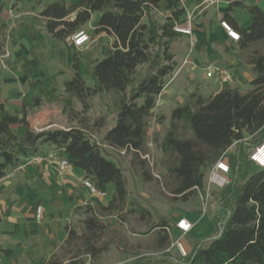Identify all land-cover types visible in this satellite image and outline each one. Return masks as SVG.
I'll use <instances>...</instances> for the list:
<instances>
[{
    "label": "trees",
    "instance_id": "16d2710c",
    "mask_svg": "<svg viewBox=\"0 0 264 264\" xmlns=\"http://www.w3.org/2000/svg\"><path fill=\"white\" fill-rule=\"evenodd\" d=\"M2 7L0 0V10ZM235 7L252 15L248 27H240L232 17ZM183 12L180 0H77L68 7L49 4L39 13L55 40L64 39L68 29L84 26L94 13L99 19L92 32L113 37L100 59L86 63L79 53H73L74 73L61 93L43 80H35L37 93L32 105L59 99L68 121L66 128L33 131L27 128L24 115L10 114L0 104V179L8 168L17 166L24 168L25 175H41L45 161L26 163L41 153L40 145L47 144L61 152L71 167L81 169L84 179L96 189L106 191L108 184L114 187L107 204L86 202L75 207L74 211L84 215L80 230L65 225L64 242L45 264H85L87 259H98L116 243L108 235L114 230L103 218L121 219L124 214L147 220L149 228L156 230V248L163 250L160 256H140L130 264H161L169 257L164 250L170 243V219L159 215L152 220L153 213L130 195L123 168L103 145L124 149L132 175L143 182L153 180L149 162L143 157L149 153L148 123L158 95L178 67L172 45L183 36L174 30L175 24L183 23ZM221 19L239 34L235 41L238 60L228 67L235 79L246 82L250 89L242 92L222 83L207 98L191 91L171 108L162 134L155 133L152 140L161 153L162 182L172 199L182 202L204 191V169L226 157V150L236 145V152L226 157L230 181L220 188L218 207L210 218L217 234L196 240L178 264H264V168L249 172L241 159L243 148L264 140V10L253 3L230 0ZM3 52L4 42L0 41V54ZM245 68L251 72L250 80L242 77ZM85 75L91 78V85L86 84ZM106 94L114 96L115 123L97 142L94 134L107 125V117L104 114L91 120L85 112L89 99ZM74 102L80 109L73 107ZM12 125L23 126V134L17 135ZM246 160L250 162L248 154Z\"/></svg>",
    "mask_w": 264,
    "mask_h": 264
},
{
    "label": "crops",
    "instance_id": "0c3cea01",
    "mask_svg": "<svg viewBox=\"0 0 264 264\" xmlns=\"http://www.w3.org/2000/svg\"><path fill=\"white\" fill-rule=\"evenodd\" d=\"M75 1L77 0H3L0 10V41L4 42L5 56L0 57V104L10 114L18 117L24 115L29 129L68 126V123L65 124L66 116L52 101H43L38 107L32 105V98L37 93L35 80H43L55 88L57 93H61L64 82L71 79L74 73L73 53H79L83 62L100 59L113 41L112 36L100 33L96 37L101 39V44H97L96 39H90L84 46L76 47L70 39L74 28L68 29L67 36L62 40L52 38L46 28V19L39 13L49 4L59 3L68 7ZM180 1L184 9L181 18L183 22L189 20L191 24V34L183 35L180 41L172 45L176 60L173 49L176 44L183 41L188 50L180 68L191 73L203 63H220L226 57L228 59L224 63L235 65L238 60L235 41L227 36L220 25L230 0ZM241 1L256 4L264 10V0ZM231 15L242 28L248 27L252 20V15L241 7H235ZM98 19V13L92 14L80 29L87 27L92 31L97 26ZM201 75L205 83L213 84L204 71ZM173 80L174 78L158 95L155 109L161 107L170 113L176 103H182L188 96L190 88L180 86L177 81L173 83ZM213 92L217 90L213 89ZM109 120L111 122H107L103 132L114 125L115 115ZM12 129L17 135L24 132L21 125H12ZM57 155L64 157L61 152ZM83 180L84 173L81 169L70 166L66 170H60L53 162L48 161L45 162L41 175L24 174L23 182L0 183V264H45L48 257L64 242L67 236L65 225L70 223L75 207L87 201H99L82 185ZM106 194L107 199L101 201L103 205L114 195L112 184L107 185ZM37 206L42 208L41 218L38 220L35 218ZM198 218L195 228L202 219ZM205 221L209 227H214L209 218ZM180 232L175 228L172 234ZM199 237L198 235L194 239L199 240ZM186 246L192 248L190 242Z\"/></svg>",
    "mask_w": 264,
    "mask_h": 264
},
{
    "label": "rangeland",
    "instance_id": "374dc122",
    "mask_svg": "<svg viewBox=\"0 0 264 264\" xmlns=\"http://www.w3.org/2000/svg\"><path fill=\"white\" fill-rule=\"evenodd\" d=\"M84 30L88 33L90 39H96L97 44H101V39L96 37V34H94L90 29L85 27ZM173 49L176 52L178 63L177 70L173 76V83L177 81L179 84H181L180 86L184 85L190 88V92L192 90H196L204 98H207L210 95L216 93L213 92V89L218 91V89L222 85V82H220L216 77H211L209 79L211 80L210 82H213V84H208L207 82H204L203 76L201 75L202 71H204V73L206 72V68L210 63H203L201 64V66L195 68L191 73H189L185 71L184 68H180L182 65V59L188 54V50L184 47L183 41L176 44ZM227 59L228 57L223 59V63L220 62L217 64L220 66H228V63H224ZM89 61L91 60H85L84 62L87 63ZM241 71H244V75L242 74V77H244V79L250 80L251 72L249 68H245ZM84 80L86 84H92L91 78L86 75L84 76ZM231 85L237 86L242 92L250 89V86L242 80H236L235 83ZM52 104L60 109L62 107V103L59 99L53 100ZM113 104V95H96L95 97L89 99V108L85 112V114L91 120L97 119L101 115L105 114L107 117V122H111L109 118H111L114 113ZM73 107L76 109H80L81 106L79 103L74 102ZM168 117L169 112L167 110L161 109V107L160 109H155L154 107L152 115L149 118V153L148 155L146 154L143 157L146 158L149 162L153 180L143 182L137 176L132 175V172L130 171L128 165L129 155H127L125 152L121 153L118 150L108 149L106 147H104V149L109 157L123 168L124 174L127 179V188L130 195L135 197L140 205L153 213L152 220H156L157 216L159 215L165 216L166 218L170 219V243L169 246L164 250L169 257L166 258V261L161 264H178L187 256L190 251V249L186 246L187 243L190 242V244L193 246L194 242L196 241V239L194 238H197L198 235L200 236L199 239H209L216 236V228L209 227L207 221L205 220L208 218L210 219L217 210L218 192L220 188L214 187L213 185L209 186L207 184L206 173L209 169V167H207L204 169V191H197L187 202L172 199L170 193L167 191L162 182V177L160 176L163 173V170L159 166V158L161 156V153L156 149L152 141L155 133L162 134L163 128L167 125ZM67 123L68 121L65 122V124ZM106 127L107 125L103 129H101L100 132L94 134V138L97 142L100 141L102 132ZM31 130L37 131L36 129ZM13 131L16 133L15 130ZM38 149L41 152L39 155L47 159L45 160L46 163L48 161H51L55 164L56 168H58L57 161L60 156L57 155V150L47 144L40 145ZM235 152L236 145L233 144L226 150V157ZM248 152L249 149L243 148L241 152V159L246 161L249 172H254L258 169V167L251 162H247L246 157ZM23 181L24 168H21L20 166L8 168L6 170L5 176L0 179V183L11 182L10 184ZM36 181L38 182V180ZM107 197L108 195L106 194L103 199L98 198L99 201L94 200L91 203L103 205L101 201H105ZM83 217L84 215L81 212L73 211L69 225H71L76 231H79V221ZM198 217H201L202 219L197 223L195 228V224L199 220ZM180 218L190 219L193 223L192 228L187 233L180 232L179 234L177 233V235H175L174 233L172 234L173 230L175 229V222ZM103 220L105 222H109L111 229L114 230V232L111 231V233H109L108 235L111 236L116 243H114L110 247V249L106 253L102 254L98 259H87L85 264H130L133 260L140 256H160L162 254L163 250L156 248V230L149 228V222H147V220H142L135 214H124L123 218L121 219L112 216L103 218ZM176 240L180 241L185 255H183L177 248L175 242Z\"/></svg>",
    "mask_w": 264,
    "mask_h": 264
},
{
    "label": "built area",
    "instance_id": "2783aa9c",
    "mask_svg": "<svg viewBox=\"0 0 264 264\" xmlns=\"http://www.w3.org/2000/svg\"><path fill=\"white\" fill-rule=\"evenodd\" d=\"M206 1L213 2V0H206ZM220 25L225 30L227 36L230 39L234 41H237L239 39V34L233 28H231L230 25L226 21L221 20ZM174 30L183 35H189L191 34V24L189 20L183 23H177L174 26ZM70 39L74 46L82 47L90 41V36L85 30L76 28L73 31V33L70 35ZM3 56H5V54L1 55L0 57H3ZM205 73L208 78L216 77L222 83L225 82L228 84H233L236 81L232 68L228 66H220L216 62H211L207 66ZM103 147H106L108 149L118 150L121 153L125 152L124 149H114L106 145H103ZM45 160L47 159L40 155H36V156L29 158L26 164L39 165L42 161H45ZM248 160L251 163H253L255 166H257L258 168H264V140L249 149ZM57 165L60 170H66L67 168L70 167L65 157H60L57 161ZM206 181L209 186L213 185L214 187H218V188H222L229 183L230 166H229V163L227 162L226 157L224 156L220 157L208 169V172L206 173ZM82 185L86 187L90 191V193L97 198L103 199L106 195V191L96 189L92 185L91 181L87 179H84L82 181ZM41 213H42L41 206H37L35 210V218L37 220L41 218ZM175 227L182 233H187L191 230L192 223L187 218H180L178 221L175 222ZM175 242H176V246L179 249V251L183 255H185L180 241L176 240Z\"/></svg>",
    "mask_w": 264,
    "mask_h": 264
},
{
    "label": "bare ground",
    "instance_id": "6f19581e",
    "mask_svg": "<svg viewBox=\"0 0 264 264\" xmlns=\"http://www.w3.org/2000/svg\"><path fill=\"white\" fill-rule=\"evenodd\" d=\"M183 249V248H182Z\"/></svg>",
    "mask_w": 264,
    "mask_h": 264
}]
</instances>
